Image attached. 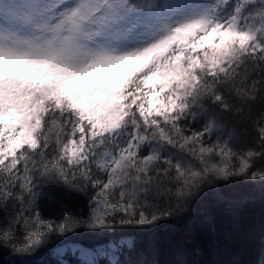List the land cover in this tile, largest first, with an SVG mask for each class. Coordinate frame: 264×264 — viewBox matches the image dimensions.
<instances>
[{
	"label": "snow or ice",
	"instance_id": "snow-or-ice-1",
	"mask_svg": "<svg viewBox=\"0 0 264 264\" xmlns=\"http://www.w3.org/2000/svg\"><path fill=\"white\" fill-rule=\"evenodd\" d=\"M237 182L264 195V0H0V264H149Z\"/></svg>",
	"mask_w": 264,
	"mask_h": 264
},
{
	"label": "trees",
	"instance_id": "trees-1",
	"mask_svg": "<svg viewBox=\"0 0 264 264\" xmlns=\"http://www.w3.org/2000/svg\"><path fill=\"white\" fill-rule=\"evenodd\" d=\"M231 130V116L221 118ZM264 252V195L259 186L219 185L182 218L162 222L138 237L125 260L149 264H259ZM54 257L42 255V264Z\"/></svg>",
	"mask_w": 264,
	"mask_h": 264
}]
</instances>
